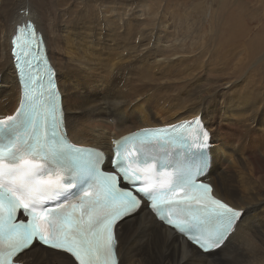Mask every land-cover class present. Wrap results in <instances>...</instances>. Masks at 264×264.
I'll return each instance as SVG.
<instances>
[{"label":"bare ground","instance_id":"obj_1","mask_svg":"<svg viewBox=\"0 0 264 264\" xmlns=\"http://www.w3.org/2000/svg\"><path fill=\"white\" fill-rule=\"evenodd\" d=\"M63 2L19 0L13 7L0 4V120L14 115L21 102V88L11 53L12 39L17 28L30 21L47 44L63 98L64 122L74 143L106 147L112 135L119 137L138 129L199 119L210 134L207 149L211 150L213 160L208 178L214 184L216 196L247 210L249 215L222 249L204 256L170 234L169 229L163 228L149 214H138L118 225L122 264H264V158L261 154V150L264 153V94L261 91L264 88H259L255 81L250 84L249 79H243L246 75L242 71L250 64L255 66L257 59L243 66L238 63L234 71H239L242 79L224 90L208 87V83L214 82L208 76L193 79L194 84L182 83L172 79L175 76L171 70L184 67V62L171 61L189 53L190 47L185 44L182 32L190 30L193 40L196 15L179 17L180 11L170 13L174 19L171 30L176 34L180 31L182 35L179 38H175V33L169 35L174 48L161 44L164 40L160 31L168 27L161 17L167 14L154 6L150 12L149 0H80L76 9L65 10L67 12L60 8ZM102 2L107 6L105 12L95 8ZM183 6L177 9L182 11ZM133 10L139 14L135 15ZM72 12L78 14L73 20ZM86 18H91L93 27L82 26ZM159 23L157 33L153 28ZM156 39L158 42L151 45ZM153 46L157 47L156 51L152 50ZM227 48L230 51L232 47L227 44ZM178 53L183 56L172 60L171 56ZM159 55L166 58L161 59ZM156 59L165 61L159 63L163 66L160 74L151 66ZM260 73L254 70L255 80L263 85ZM248 88L262 94L251 93ZM192 99L191 107L184 106ZM109 118L115 120L114 125L109 123ZM188 248L195 250L188 253ZM22 260L28 264H51L36 246L25 253Z\"/></svg>","mask_w":264,"mask_h":264},{"label":"snow or ice","instance_id":"obj_2","mask_svg":"<svg viewBox=\"0 0 264 264\" xmlns=\"http://www.w3.org/2000/svg\"><path fill=\"white\" fill-rule=\"evenodd\" d=\"M12 45L23 95L15 114L0 120V132L13 134L9 143L0 144V165L16 169L26 156L41 162L42 167L20 169L17 174L25 181L20 190L45 195L23 204L0 179V264H13L14 257L36 242L44 251L55 250L65 264H122L119 222L142 206L150 209L155 221L166 224L170 234L202 253L221 248L239 232L249 217L247 210L216 198L210 185L199 182L206 162L194 169L185 167L186 151L209 147L210 134L203 125L195 136L172 134L157 140L176 149L163 155L146 147L160 133L125 137L115 142L111 167L105 170L100 167V152L77 148L63 135L55 72L31 23L17 28ZM195 124L199 121L187 127ZM85 160L96 164L94 182L77 197L61 201L60 193L73 186L65 184L68 174L75 176ZM170 169L175 177L189 175L190 179L178 183L174 178L162 189L158 178ZM60 174L63 180L57 187H44Z\"/></svg>","mask_w":264,"mask_h":264},{"label":"rangeland","instance_id":"obj_3","mask_svg":"<svg viewBox=\"0 0 264 264\" xmlns=\"http://www.w3.org/2000/svg\"><path fill=\"white\" fill-rule=\"evenodd\" d=\"M17 1L19 0H0V4L8 7H13L16 5ZM72 1L64 0L63 6L60 7L61 10L64 12L65 10L76 9L75 6L78 5L77 3L80 0H72ZM149 2H150L149 3L150 12L152 7L154 6L155 9L160 10L159 12L167 14V16L165 17L163 16V19L161 17L163 23L165 25H168L167 30L162 29L160 31V35H162V39L164 40L161 42V44L164 45L170 44L172 47H174L175 43L174 44L170 43L169 35L175 33V38L177 37L179 38L181 34L180 31L179 32L177 31L176 34L175 30H171L174 24L173 22L174 19L173 17L170 16V13L174 14L175 11H180L181 15H179V17H184L186 14L188 15V17L190 15L192 16V14L196 15L194 16L196 17L194 18V20L196 21L195 24L196 34H194L193 40L190 38L191 35L190 30L186 29L185 31L182 32L183 36H185L186 38L185 44L187 45V47L188 46L190 47L189 53H186L184 56L182 55V53H178L180 55L177 54L175 56H171L172 60L181 58L183 56V58H181L180 60L178 59L176 61H171V63H179L180 61L184 62V67L182 68L176 67L174 71L173 69L171 70L173 72V75L175 76L172 79L178 80L182 83L194 84L195 82L193 81V79L196 78L203 79L204 76H208L213 78L214 81L208 83L207 84L208 87L216 86L218 87L219 90H224V87H227L228 85H232L235 81H239V79L240 80L242 79V75L239 74V71H236V73L234 71L236 69L235 66L238 63L243 66L244 63H247L248 61L253 62L257 59L254 62L255 66H253V64H250L248 68L244 66L245 69L242 71L244 72V75L247 76V78L246 76H243V79L247 81L249 79L248 82L250 84H254L255 81V84L259 88L261 89L264 88L263 86L264 83L263 85H258V82L255 80L256 76L254 74V70H259V73L261 72L260 73L262 74L261 77L264 80V61H262L263 63L260 61L261 58L264 59V49H263L264 48V0H173V1L149 0ZM51 3L55 5L53 2ZM162 3H164V5ZM104 4H105L104 2L100 3L99 5L96 4L95 8L101 11L104 10L105 12L107 10V6H105ZM159 4H162V8H159L160 7ZM179 4L180 5L184 4L183 6L184 8H182V11L178 10L181 9ZM178 6L179 8L177 9ZM134 8L136 9V6H134ZM136 11L137 10H133L134 14L135 15L139 14L136 13ZM77 15H78L77 13L72 12L71 20L75 19ZM109 18L110 17H108V21L111 20V18L110 19ZM90 21L91 18L84 19L82 26L91 25ZM91 26L93 27V25ZM155 26L156 28L154 27L153 29H155V31L159 33L158 26H160V23ZM152 27L153 25L151 26V28ZM205 31L207 32L206 36L203 35V33H206ZM155 35L157 36V34ZM180 37H182V35ZM155 42H158L157 39L155 41H151L150 44L155 45ZM227 44L232 48L234 47L233 49L232 48L230 49L231 54L229 55L226 54V53H230L229 49L227 48ZM221 45H223L224 48H222L223 46ZM156 48L153 46L152 50L156 51ZM179 51L181 52V49ZM249 52L251 53V55H249L250 54ZM159 58L165 59L166 56L159 55ZM159 58L157 59L159 60ZM157 59L153 60L152 61L153 63L151 62L152 64L151 66L153 67L154 71L157 70L156 71L157 74L158 73L160 74V72L163 70V66L160 65L159 63H165V61L160 59L161 62H159ZM244 59L246 60L244 61ZM256 63L258 65H256ZM231 78L234 79L232 80ZM248 91L251 93L258 94V92L250 90V88H248ZM248 91L245 92L248 94ZM261 91L264 94V89H262ZM260 94L262 93H259L258 95ZM193 103H194V99L188 100L185 102L184 106L191 107ZM247 104L248 105L250 104L249 99H247ZM262 144L264 146V139L262 140ZM236 150H237V146H236ZM261 154L264 158V153L262 152V150H261ZM262 171H264V168L262 169Z\"/></svg>","mask_w":264,"mask_h":264},{"label":"clouds","instance_id":"obj_4","mask_svg":"<svg viewBox=\"0 0 264 264\" xmlns=\"http://www.w3.org/2000/svg\"><path fill=\"white\" fill-rule=\"evenodd\" d=\"M33 161L32 164H27V161ZM41 162L34 161L32 157H24V159L18 162L16 169H11L5 165H0V179L4 180L6 186L15 190L17 197L21 200L23 204L30 203L34 200H38L41 196L45 195L44 192L39 190H20L21 185L24 184V179H22L17 173L20 169H25L28 167H42ZM63 180V175L60 174L51 179V181L44 185V187L53 188L57 187Z\"/></svg>","mask_w":264,"mask_h":264}]
</instances>
